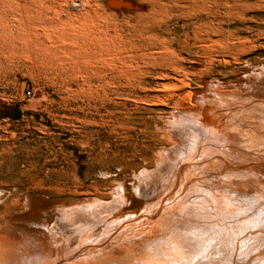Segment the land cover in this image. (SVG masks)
<instances>
[{"label":"bare ground","instance_id":"1","mask_svg":"<svg viewBox=\"0 0 264 264\" xmlns=\"http://www.w3.org/2000/svg\"><path fill=\"white\" fill-rule=\"evenodd\" d=\"M198 22L193 35L127 38L157 66L119 68L135 93L111 111L129 142L115 156L140 160L128 178L142 212L119 217L128 200L119 176L68 196L90 204L35 213L0 183V264H264V71L238 78L241 40Z\"/></svg>","mask_w":264,"mask_h":264},{"label":"rangeland","instance_id":"2","mask_svg":"<svg viewBox=\"0 0 264 264\" xmlns=\"http://www.w3.org/2000/svg\"><path fill=\"white\" fill-rule=\"evenodd\" d=\"M213 19L221 24L219 36L234 34L243 43L233 56L238 78L264 71V0H0V115L23 112L18 122L0 121V183L7 192L30 200L34 213L45 212L90 204L68 196L82 184L116 185L119 176L128 197L119 217L139 215L144 202L128 177L140 160L126 166L115 156L129 142L118 128L120 115L111 111L135 93L123 86L129 77L121 69L141 66L150 74L157 66L127 38L184 37L193 35L196 22Z\"/></svg>","mask_w":264,"mask_h":264},{"label":"water","instance_id":"3","mask_svg":"<svg viewBox=\"0 0 264 264\" xmlns=\"http://www.w3.org/2000/svg\"><path fill=\"white\" fill-rule=\"evenodd\" d=\"M23 118V112L17 109H10L0 115V121L10 119L11 121L18 122Z\"/></svg>","mask_w":264,"mask_h":264},{"label":"built area","instance_id":"4","mask_svg":"<svg viewBox=\"0 0 264 264\" xmlns=\"http://www.w3.org/2000/svg\"><path fill=\"white\" fill-rule=\"evenodd\" d=\"M27 96L30 98L31 97V93H28Z\"/></svg>","mask_w":264,"mask_h":264}]
</instances>
